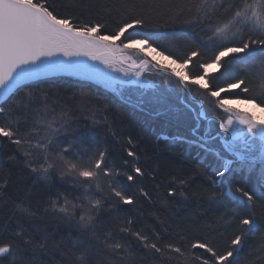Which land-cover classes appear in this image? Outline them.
Wrapping results in <instances>:
<instances>
[{
    "label": "snow or ice",
    "instance_id": "snow-or-ice-1",
    "mask_svg": "<svg viewBox=\"0 0 264 264\" xmlns=\"http://www.w3.org/2000/svg\"><path fill=\"white\" fill-rule=\"evenodd\" d=\"M83 7L79 0L61 5L59 10L53 0H0V100L4 101L0 103V146L15 145L25 157L24 166L37 180L47 182L58 173L61 180L69 177V183L83 189L73 199L64 196L61 200L57 194L45 208V213L51 211L79 234L71 249L46 236L25 238L21 228H11L7 239L0 238V264H52L54 250L63 256L71 253L73 264H93L97 245L92 241H100L97 225L101 213L110 210V204L116 208L117 204L137 203L114 185L113 178L121 169L109 166L107 147H98L91 157L66 155L68 148L57 150L58 136L67 132L70 124L66 112L57 113L55 105L48 106L46 93L43 111L45 115L51 112V119L44 120L37 113L32 130L22 132L40 98L32 90L33 82L56 73L82 74L96 80L141 111L146 110L145 105L151 106L153 116L168 117L186 129L185 134L172 137L174 142L198 150L192 158L199 159L200 167L170 173L165 196L159 201L141 189L149 203H159L165 213H171L167 216L153 209L160 230L134 229L132 219L124 218L120 233L139 241L157 264L172 259L176 264H264V235L258 245L244 250L247 236L257 230L264 232V118L255 114L264 113V0H112L92 6L97 9L96 19L85 17ZM161 20H183L195 34L191 45L184 50L173 48L169 45L175 33L150 31L161 27ZM109 24L114 25L113 31H108ZM238 61L247 69L243 75L233 74L232 66ZM146 74L159 76L165 88L147 98L143 93L135 100L130 93L125 96V87L139 90ZM233 90L246 95H222ZM81 102L87 103V93H81ZM233 104L252 111L241 112ZM91 124L106 127L113 143L120 144L106 115L92 112ZM32 132L44 135L33 142ZM136 147L128 136L124 151L132 159L123 160L125 166L130 165V171L124 172L127 181L145 175L156 180L163 162L147 156L146 162H154L155 167L146 171L140 166ZM209 155L214 165L206 163ZM209 168L211 175L203 171ZM236 173H246L250 186L233 184ZM201 176L207 179L206 185L198 184ZM8 184V179L0 181V197L6 195ZM106 189L116 198L115 203L109 196L97 195ZM198 199L222 214L202 225L200 209L182 211L188 208L182 201ZM17 207L29 217L36 215ZM232 223L236 231L223 250L201 234L205 227ZM173 232L181 243L164 242L165 234ZM100 243L104 255L111 259L132 258L128 242L120 236L108 232Z\"/></svg>",
    "mask_w": 264,
    "mask_h": 264
},
{
    "label": "trees",
    "instance_id": "trees-1",
    "mask_svg": "<svg viewBox=\"0 0 264 264\" xmlns=\"http://www.w3.org/2000/svg\"><path fill=\"white\" fill-rule=\"evenodd\" d=\"M53 2L59 10L61 5L72 2V0H53ZM79 2L84 6L81 9L84 16L88 19H96L99 18L97 16V9L92 6L99 3H111L112 0H79ZM160 24L162 25L161 27L150 29V31L175 33V39L171 41L169 46L184 50L191 45L195 34L184 24L183 20L167 23L161 20ZM113 30L114 25L109 24L108 31ZM195 38L198 39L199 37ZM162 43L164 42L162 41ZM232 71L233 74L243 75L247 69L243 62L238 61L232 66ZM210 75L217 77L219 73L212 72ZM32 90L40 98L33 104L34 111L30 114L29 124L22 125V132L27 134L32 130V121L39 118L37 113L44 120L51 119L53 114L49 112L45 115L43 111L45 107L43 94L46 93L48 96V106L55 105L57 113L61 111L66 112L68 123L70 124L67 132L59 134L56 144L57 150L63 151L64 148H68L69 153H66V155L75 151V153H83L85 157H91L95 154L98 147H107L109 155L106 156V161L109 166L114 169H121V174L113 178L114 185L127 195L133 196L137 201L134 206L117 204L116 208H111L110 204V210L101 213L97 225V235L100 237V241L103 240L108 232H111L114 236L122 237V240L127 241L130 246L132 258L125 261H120L118 258L111 259L104 255L102 243L94 240L92 243L97 245V247L92 252L93 264H100L101 260H103L104 264H157V262L153 261L151 255L145 252L139 241H136L130 235L120 233L119 226L123 223L124 218H131L134 229H142L145 232L152 233L153 231L160 230L159 223L152 215L154 208L159 209L163 215L171 216V213H165L160 208L159 203H149L141 195V189L149 192L154 201H159L165 196L164 189L167 187L170 173L181 174L200 167L199 159L192 158L198 151L197 149L172 140V137L185 134L186 129L172 120L144 113L138 108L124 103L117 95L97 83H91L74 76L43 79L33 83ZM82 92L87 93V103L81 102ZM222 95L243 97L246 94L240 92V90H235ZM92 112L107 116L108 124L112 126L113 131L119 134V145L113 143L112 137L106 127L92 126ZM37 127H40V125H37ZM32 135L34 138L33 142H35L44 133L40 132L37 134L36 132H32ZM163 135L169 139H162ZM128 136L133 138L137 146L136 150L140 154V166L144 167L146 171L155 167L154 162H146L147 156H152L153 160L158 158L163 162V167L156 180H153L150 175H145L144 177H137L132 183L127 181L124 172L130 171V165L125 166L123 160L132 159L127 157L124 151V148L127 146ZM13 156L15 159H10ZM201 156L203 158L204 154L201 153ZM24 160L23 153L17 152L15 145L0 146V172L3 173V175H0V181L3 179L9 180L6 195L0 197V238L7 239L10 229L19 227L23 230L25 238L46 236L50 241L61 242L63 248L71 249L72 241L79 234L74 228H69L66 224L56 219L51 211L45 213V208L49 206L51 200L57 197V194H60L61 200L64 196L73 199L79 196L83 192V189L69 183L68 181L71 179L69 177L61 180L58 173L47 182L37 180L35 174H32L30 169L24 166ZM39 162H43L42 157ZM206 163L214 165L215 160L209 155L206 157ZM203 171L211 175L210 168ZM132 174L134 175V173ZM197 181L198 184L206 185L208 183L207 179L203 176L198 177ZM232 183L244 187L250 186L246 173L234 174ZM93 191H95L94 188ZM97 195L110 197L107 189ZM175 199L181 200L180 197H176ZM110 200L113 203L116 202L115 197H110ZM182 203L188 204V208L182 211L200 209L203 216L201 220L202 225L206 221L215 220L222 214L217 208L210 207L203 199L182 201ZM17 205L27 208L29 211H34L36 215L33 217L27 216ZM117 216L120 217L119 220L116 219ZM235 231L236 225L232 223L217 225L212 228L205 227L201 234L205 239H210L218 249L223 250L227 247L226 240ZM262 235H264V232L257 230L254 234L247 236L244 250L247 251L254 244L258 245ZM164 242L181 243L176 238L174 232L166 233ZM196 251L198 255L207 257L210 260L212 259L208 257L207 253H203L201 250ZM172 256L175 257V254L173 253ZM51 260L52 264H60L61 260L64 261V264H73L75 257L71 253L63 256L60 252L54 250ZM159 264H176V260H161Z\"/></svg>",
    "mask_w": 264,
    "mask_h": 264
},
{
    "label": "rangeland",
    "instance_id": "rangeland-1",
    "mask_svg": "<svg viewBox=\"0 0 264 264\" xmlns=\"http://www.w3.org/2000/svg\"><path fill=\"white\" fill-rule=\"evenodd\" d=\"M117 43H119V41H117ZM103 66H101L102 68ZM212 72H210L211 74ZM115 75V74H113ZM74 77L80 78L81 79V74H75L73 75ZM71 77V76H68ZM83 79V78H82ZM123 79V78H121ZM87 81V80H86ZM96 81V80H95ZM93 81L92 83H97L98 85L102 86L104 88V86L98 82ZM165 86L163 85V83L161 82V78L159 76H150V75H145V77L143 78V84L141 85L139 90L136 89H131L129 90L127 87H125V96H128L129 93L132 96V99L135 100V98L137 96H139L141 93H143L145 95V97L147 98L148 96H151L154 94V92H159L161 89H164ZM109 90V89H108ZM111 91V90H110ZM235 91V90H233ZM112 92V91H111ZM232 92V91H231ZM119 97V96H118ZM120 98V97H119ZM234 108H237V110L244 112V111H252L251 109H248L246 106L243 105H236L233 104L232 105ZM145 111H143L144 113H149L151 114L153 109L151 106L149 105H145ZM256 116L259 118H264V113H260L258 111H256ZM162 116V115H161ZM165 117V116H164ZM168 120H172L173 122H176L173 119H169ZM71 154H76L75 151Z\"/></svg>",
    "mask_w": 264,
    "mask_h": 264
},
{
    "label": "water",
    "instance_id": "water-1",
    "mask_svg": "<svg viewBox=\"0 0 264 264\" xmlns=\"http://www.w3.org/2000/svg\"><path fill=\"white\" fill-rule=\"evenodd\" d=\"M89 63H91L90 61H89ZM99 67H101L102 65H98ZM73 75H75V74H72V73H56V74H50V75H48V76H44V77H42L40 80H43V79H49L50 77H60V76H73ZM84 79V80H87L88 82H93L94 80L93 79H90V78H87L86 76H84V75H82L81 74V79ZM39 80V81H40ZM36 82H38V81H36ZM36 82H33V83H36ZM4 101H2V100H0V103H3Z\"/></svg>",
    "mask_w": 264,
    "mask_h": 264
},
{
    "label": "crops",
    "instance_id": "crops-1",
    "mask_svg": "<svg viewBox=\"0 0 264 264\" xmlns=\"http://www.w3.org/2000/svg\"><path fill=\"white\" fill-rule=\"evenodd\" d=\"M157 117H161V118H163V119H167L168 120V117H164V116H157ZM174 123H176V124H178L177 122H174ZM179 125V124H178ZM181 127H182V125H180Z\"/></svg>",
    "mask_w": 264,
    "mask_h": 264
}]
</instances>
